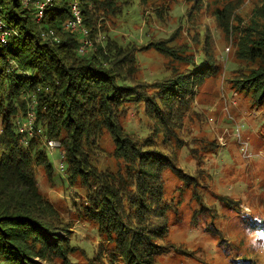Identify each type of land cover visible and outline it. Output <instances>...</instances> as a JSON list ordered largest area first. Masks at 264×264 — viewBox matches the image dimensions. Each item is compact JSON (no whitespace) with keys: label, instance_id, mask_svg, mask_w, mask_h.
<instances>
[{"label":"trees","instance_id":"1","mask_svg":"<svg viewBox=\"0 0 264 264\" xmlns=\"http://www.w3.org/2000/svg\"><path fill=\"white\" fill-rule=\"evenodd\" d=\"M74 1L93 42L85 52L65 27ZM182 2L187 41L177 43L178 27L122 45L106 25L129 0H53L39 22L33 2L0 0V264H262L251 254L264 244L261 207L252 242L235 244L217 225L243 211L216 191L209 162L222 146L196 103L220 102L226 90L264 116V0H139L158 23ZM217 43L234 63L228 72ZM146 46L166 57L163 77L149 83L137 58ZM132 118L140 130H128ZM48 140L60 143V185ZM78 223L96 232L89 251L73 243ZM183 224L206 243L173 240Z\"/></svg>","mask_w":264,"mask_h":264},{"label":"rangeland","instance_id":"2","mask_svg":"<svg viewBox=\"0 0 264 264\" xmlns=\"http://www.w3.org/2000/svg\"><path fill=\"white\" fill-rule=\"evenodd\" d=\"M186 7L185 2L176 4L168 12L169 18L167 22L158 23L151 12H141L139 0H129V4L124 8L121 16L116 18V25H106L109 31L108 36L116 43L122 45L128 43L142 45L148 41L166 39L176 31L175 29L181 27L176 41L178 44L183 43L184 40L187 41L189 39V36L186 35L188 25L185 16ZM202 19L203 16H200V20ZM211 29L215 39L218 40V33L214 31V28ZM50 33L51 31L45 33L44 38L50 36ZM80 35L81 38L84 37V35ZM99 36L101 45L105 46L102 40L104 36L100 35V33ZM83 39L89 43V47L93 45L89 34ZM217 50L218 57L223 60L224 70L228 72L233 69L234 63L227 57L228 48L217 43ZM137 58L140 76L146 82L149 83L154 79L163 77L166 62L164 55L152 47L146 46L137 53ZM223 94L225 100L223 99L220 102L206 105L197 100L196 103V109L203 112L207 119L208 130L217 135V140L222 146L215 158H211L209 162L210 167H213L210 173L214 180L216 191L238 199L241 202L243 211L242 215L236 214L226 220L220 219L217 225L223 227L225 233L235 244L241 239L245 242H252L255 240L258 229L261 226V223H258L256 218L257 211H259L260 207L262 211L264 210V116L261 109L251 110L246 106H240L239 99L237 100L231 92L225 90ZM31 108L30 106L26 122L23 124L22 121L24 126H29L33 119ZM139 126L135 118L127 122L128 130H140ZM46 150L52 166L56 170V184L60 185L66 182V176L63 172L64 164L60 158V143L55 140H48L46 142ZM185 154L186 151H182V159ZM105 156V154L101 155L100 153L101 165L106 162ZM166 185L170 191L174 182L167 180ZM41 187L47 190V185L42 183ZM49 194L51 196L50 191ZM67 203L70 204L69 201ZM180 227H185L186 230L177 228L174 234L175 237H172L173 240H186L197 245L206 243L207 239L202 238L199 231L188 230L185 224ZM74 231L76 234L73 243L89 251L91 249V241L93 239L97 240L96 232L91 226L80 223L74 226ZM251 254L264 264V244L258 249L254 248ZM177 262L175 259H169L164 261L163 264H195L193 262Z\"/></svg>","mask_w":264,"mask_h":264},{"label":"built area","instance_id":"3","mask_svg":"<svg viewBox=\"0 0 264 264\" xmlns=\"http://www.w3.org/2000/svg\"><path fill=\"white\" fill-rule=\"evenodd\" d=\"M53 0H24V3L27 4L29 2H33L36 6L37 9V14H36V21L39 22L41 21L43 17V11H44V6L46 4H51ZM71 12H72V18L68 20L65 24V27L71 31H78L80 34L87 36L89 34L88 29L83 26L82 24V19L80 15V11L78 9L77 2H72L70 4ZM5 29L7 30L6 24H4L2 18L0 17V30ZM10 31V30H9ZM7 33V31L2 32V40L3 36ZM42 37L45 36V33L41 34ZM84 37L80 40V46L78 48L79 52H85L89 49V43L87 41H84ZM51 143V142H50Z\"/></svg>","mask_w":264,"mask_h":264}]
</instances>
